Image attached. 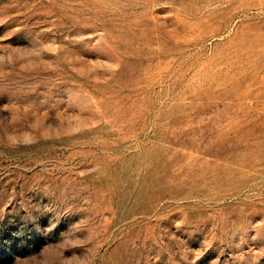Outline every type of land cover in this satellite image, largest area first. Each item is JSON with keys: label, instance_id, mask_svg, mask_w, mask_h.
Returning <instances> with one entry per match:
<instances>
[{"label": "rangeland", "instance_id": "1", "mask_svg": "<svg viewBox=\"0 0 264 264\" xmlns=\"http://www.w3.org/2000/svg\"><path fill=\"white\" fill-rule=\"evenodd\" d=\"M0 264H264V0H0Z\"/></svg>", "mask_w": 264, "mask_h": 264}]
</instances>
